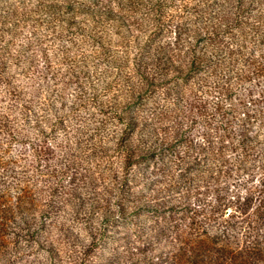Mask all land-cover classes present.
<instances>
[{
	"label": "trees",
	"instance_id": "obj_1",
	"mask_svg": "<svg viewBox=\"0 0 264 264\" xmlns=\"http://www.w3.org/2000/svg\"><path fill=\"white\" fill-rule=\"evenodd\" d=\"M25 251L264 264V0H0V264Z\"/></svg>",
	"mask_w": 264,
	"mask_h": 264
},
{
	"label": "rangeland",
	"instance_id": "obj_2",
	"mask_svg": "<svg viewBox=\"0 0 264 264\" xmlns=\"http://www.w3.org/2000/svg\"><path fill=\"white\" fill-rule=\"evenodd\" d=\"M36 256L37 255H30L29 252L26 254V251H25V252H23L22 255L12 256L10 258L9 262H5L3 264H30V263H32V260H34L36 258ZM158 256H161V258H160L161 260H159V262L165 261L166 255H152L153 263H151V264H158ZM14 259H15V261H14ZM20 259H22V260H20ZM25 259H26V261L29 260V262H24Z\"/></svg>",
	"mask_w": 264,
	"mask_h": 264
}]
</instances>
